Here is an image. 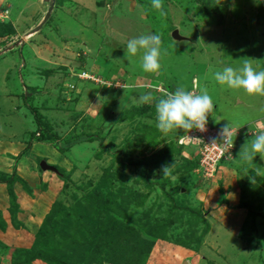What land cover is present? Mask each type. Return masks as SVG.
<instances>
[{
    "label": "rangeland",
    "instance_id": "obj_1",
    "mask_svg": "<svg viewBox=\"0 0 264 264\" xmlns=\"http://www.w3.org/2000/svg\"><path fill=\"white\" fill-rule=\"evenodd\" d=\"M162 4L165 15L152 0L0 2V28L17 31L0 46V264H13L37 234L58 264H111L107 248L95 247L115 205L132 229L168 224L170 235L159 228L137 264H264V159L239 158L259 132L243 126L251 133L204 180L193 170L198 141L183 130L163 135L153 110L167 86L197 85L230 124L261 118L264 132V96L221 87L210 72L245 60L264 70L261 0ZM176 29L186 40L173 38ZM150 33L162 39L155 74L142 71L141 54L124 58L128 40ZM148 92L152 103L132 102ZM31 109L49 123L51 141L38 140L46 131ZM42 161L58 170H43ZM243 199L251 207L241 208Z\"/></svg>",
    "mask_w": 264,
    "mask_h": 264
},
{
    "label": "clouds",
    "instance_id": "obj_2",
    "mask_svg": "<svg viewBox=\"0 0 264 264\" xmlns=\"http://www.w3.org/2000/svg\"><path fill=\"white\" fill-rule=\"evenodd\" d=\"M0 2H3V0H0ZM152 7L158 10L161 15L166 14L163 10L162 0H152ZM161 44L162 39L159 33H150L132 38L127 42L124 58L131 61L133 57L141 54L140 66L142 71L155 74L161 67ZM210 72L215 82L221 87L243 90L248 96H264V70L257 71L249 60H245L239 69L224 67L222 70L214 72L210 70ZM154 99L156 98L153 97L151 92H148L141 94L138 100L133 98L132 102L143 105L152 103ZM213 110L214 103L207 88L200 90L199 93H194L186 90L181 85L174 92H166L156 100V128L165 136L176 130H183L187 134L193 130L206 132L208 117ZM244 132H247V130L244 129L239 134L243 135ZM236 134L237 130L234 131L230 124H227L218 133L222 142L218 143L214 139L212 145L219 144L224 148H232L234 140L237 139L236 137L233 138ZM181 141H183V138ZM188 142H192L189 141V137ZM257 155L264 159V132H259L242 145L239 158L251 162ZM196 157L194 160L198 161V150ZM196 169L197 167L195 172ZM162 171L164 176H167L170 174V167L163 166ZM200 178L204 179L201 176Z\"/></svg>",
    "mask_w": 264,
    "mask_h": 264
},
{
    "label": "trees",
    "instance_id": "obj_3",
    "mask_svg": "<svg viewBox=\"0 0 264 264\" xmlns=\"http://www.w3.org/2000/svg\"><path fill=\"white\" fill-rule=\"evenodd\" d=\"M263 8H264V0H261L260 12L258 14V21L260 23L264 22ZM2 25H3L2 28H0V46L3 45L2 39L4 37L11 38V37H14L15 33H17L15 27L13 29L11 28L12 29L11 30L10 26L7 23H2ZM1 50H3V49H0V51ZM173 87L167 86L166 91L174 92L175 88H173ZM200 88L197 89V93L200 92ZM226 93H228V91L222 92V94H225V96L219 99V100L223 99L221 103L226 102V100H225ZM161 94H164V93H160V95ZM220 107H222L220 103L219 104L214 103V110L209 114L208 123L213 127H218L221 129L225 125H222L223 124L222 122L221 123L216 122V120L214 118L215 115H217V114L219 115L218 112H219ZM31 110H34V109H31ZM145 110H147V108ZM153 110H155V108H153ZM216 112H217V114H216ZM225 118H228V117H225ZM35 122L39 126V129L41 130V132L43 130L46 131L45 132L46 134H44V132H42V133L39 132V133H41V136H40V138H38V140L42 141V142L51 141V140H48V134L51 133L50 130L48 129L49 123L47 121H44L42 114L39 112L36 113V111H35ZM248 125H251L250 122H248L246 124H242V125L237 126V127L230 124L232 129L237 130V132L244 131V128H246ZM243 126H244V128H243ZM173 132H177V131H173ZM37 134H38V132H35L33 134L34 138H36ZM178 135L180 137H183L182 132L180 134H177V136ZM244 135L246 136V135H248V133L244 132L243 135L237 134V135H235V137L239 138L240 136H244ZM50 138H51V136H50ZM52 139L57 140L58 138H57V136H52ZM189 141H192V138H189ZM66 150H67L66 148L62 149V151H66ZM175 152H177V151H173V152L170 151L169 156L172 155V153L174 154ZM161 162L165 163V160H162ZM197 166H198V161H196V160L193 161V170H195V168ZM109 179H111V178H109ZM65 180H66V182H68L70 180V178L68 177ZM2 181L3 180H1L0 182H2ZM9 183L12 185L14 183V179L11 178ZM10 192H11L12 196H14L13 192L12 191H10ZM115 206L108 208L107 215L108 214L109 215L107 216L108 220L105 222V227L103 228L104 234L101 237L102 242L97 243L95 248L97 250H98V248H107L108 256L112 257L113 259L115 258V261L112 262L111 264H121V262H125L126 264H137L140 261L139 258L137 259V257L143 258L144 256H146L144 252H148L151 250L152 246L155 243V241L152 240V237L158 239L157 230L159 228H161L162 226L159 227L158 225H156V223H157L156 222L155 224H152L149 226L150 229H147L145 227L143 228L142 225L137 229H132L130 226L123 224V222H121L122 212L120 210L117 211V206L116 207ZM240 207L241 208H249V207H251V204L248 202H245V199H243V201L240 203ZM57 208H58V205H56L54 211H56ZM261 215L264 216V213H261ZM99 218H101V221H102L105 217L101 216ZM98 224L100 226H102V224H104V222L101 223L98 221ZM164 228H165L164 237H167L169 234L168 233V224H166L164 226ZM144 235H145V237H144ZM172 236H179V235H174V232H173ZM38 237L39 236L37 234V240L30 250L21 249V250H18L16 253L14 251V253H13L14 255L12 258L13 264H38L39 262L44 263V264H58L61 261L58 258V255L55 254V252H53V251L51 252L48 249L50 245L45 247L44 246V240L42 241L41 238L38 240ZM67 242L68 241H65V243H67ZM103 243H104V245H103ZM100 245H102V246H100ZM61 249L62 248H59L60 251H61ZM120 254H122L123 257H125V255L127 254L125 257L127 261H125V258H124V260L121 261L118 258V256ZM128 255L131 258H127ZM62 264H66V263H62Z\"/></svg>",
    "mask_w": 264,
    "mask_h": 264
},
{
    "label": "built area",
    "instance_id": "obj_4",
    "mask_svg": "<svg viewBox=\"0 0 264 264\" xmlns=\"http://www.w3.org/2000/svg\"><path fill=\"white\" fill-rule=\"evenodd\" d=\"M197 85L194 86L192 92L197 93ZM220 128L213 127L207 123V131L199 132L193 130L189 132L188 137L196 139L199 144L198 149V166L196 171L200 173L199 175L205 179H214L218 175L217 171L222 162L228 159L230 151L232 148H224L223 146L217 144L212 145V141L215 139L218 143H221L218 133ZM235 131V130H234ZM239 134V132H237ZM236 134V135H237ZM192 135L193 137H190ZM235 135L233 136V138ZM232 154V153H231Z\"/></svg>",
    "mask_w": 264,
    "mask_h": 264
},
{
    "label": "crops",
    "instance_id": "obj_5",
    "mask_svg": "<svg viewBox=\"0 0 264 264\" xmlns=\"http://www.w3.org/2000/svg\"><path fill=\"white\" fill-rule=\"evenodd\" d=\"M14 49V48H13ZM216 114H217V112H216ZM216 117V122H218V123H221V120L223 119V120H226L223 116H221V115H216L215 116ZM260 120H261V118H260ZM259 119H255V120H253L254 122L253 123H251V125H248L246 128H251V129H254V130H257L258 132H260V124L258 123L259 121H260ZM223 124L222 125H226V124H229V122L226 120V121H224V122H222ZM233 126H235V125H233ZM183 138V137H182ZM236 139V138H235ZM238 139V138H237ZM237 139H236V141H237ZM188 140V139H187ZM195 161V160H194ZM1 261V260H0ZM40 263V262H39ZM38 263V264H39ZM2 264V263H1Z\"/></svg>",
    "mask_w": 264,
    "mask_h": 264
},
{
    "label": "water",
    "instance_id": "obj_6",
    "mask_svg": "<svg viewBox=\"0 0 264 264\" xmlns=\"http://www.w3.org/2000/svg\"><path fill=\"white\" fill-rule=\"evenodd\" d=\"M173 38L175 40H178V41H183V40H186V38L182 35H180V32L178 29H176L174 32H173ZM40 167L43 169V170H53V171H57L58 169L56 167H53V166H50L46 161H42L41 164H40Z\"/></svg>",
    "mask_w": 264,
    "mask_h": 264
},
{
    "label": "bare ground",
    "instance_id": "obj_7",
    "mask_svg": "<svg viewBox=\"0 0 264 264\" xmlns=\"http://www.w3.org/2000/svg\"><path fill=\"white\" fill-rule=\"evenodd\" d=\"M44 19V18H43ZM42 21V20H41Z\"/></svg>",
    "mask_w": 264,
    "mask_h": 264
}]
</instances>
